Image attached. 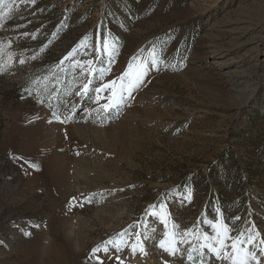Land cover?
I'll return each mask as SVG.
<instances>
[{
	"label": "rangeland",
	"instance_id": "obj_1",
	"mask_svg": "<svg viewBox=\"0 0 264 264\" xmlns=\"http://www.w3.org/2000/svg\"><path fill=\"white\" fill-rule=\"evenodd\" d=\"M129 64L144 82L103 111ZM213 223L264 261V0H4L0 264H230L160 247ZM130 225L146 254L105 253Z\"/></svg>",
	"mask_w": 264,
	"mask_h": 264
},
{
	"label": "snow or ice",
	"instance_id": "obj_2",
	"mask_svg": "<svg viewBox=\"0 0 264 264\" xmlns=\"http://www.w3.org/2000/svg\"><path fill=\"white\" fill-rule=\"evenodd\" d=\"M4 0H0V4H3ZM100 44L104 52H107L108 48L110 47L108 41L106 38L101 36L100 38ZM156 58L153 54V60L152 64H155ZM23 63V61H21ZM86 65L91 66L93 64V60H88L85 62ZM85 64H81V62L77 61V65L81 68V74L85 75L87 74L89 77L95 76L96 69L91 67H85ZM129 71L125 72L121 77L118 78L120 81L119 84L117 83V80H112L109 83H106L103 85V88L105 89H111V95L108 97V102L104 103L100 106V108L103 111H109L114 106L118 105L119 103L124 101L125 93L128 95L129 98H131L132 91L135 88H138L141 86V84L144 82L143 77L147 74V69L144 64L140 65L135 71H132L133 65H128ZM101 75H103V69L100 70ZM128 77H131L130 79H127ZM91 83V80H89L88 83H85L83 87L81 88L80 92L77 93V95L80 94H86L89 89V84ZM97 93H100L102 91L101 88H97L95 90ZM52 116L56 121H59L60 123H64L67 119H70V117H63L59 114L57 111L52 112ZM51 123V120L49 121ZM31 167L38 168L37 165H30ZM187 199H190V194ZM88 202H91L88 200ZM72 205H70L71 207ZM81 206H83L81 204ZM155 208L156 206H152ZM163 208V205L160 206ZM219 211V210H218ZM154 215H160V213H153ZM236 219H239L237 217ZM38 227V225H37ZM133 226L130 225L129 229H125L123 232L117 234L116 239H110L108 241L104 242L103 250L105 253L108 252V245H112V247L115 249L117 253L121 252L125 247H130L133 255L139 250L141 254H146L145 249L142 246L143 241L141 240V233L137 232L135 233V243L129 245L127 238H130L132 233L129 231ZM212 227L214 230H216V235L209 237L207 234H195L191 229L185 230L183 233H177L173 231L171 233L170 238L167 240V246L166 241L161 240L160 241V247L163 248L166 252H168L170 255H176L179 252V248L176 246L179 244H188L190 243L189 237L194 236L195 239L199 240L201 237L203 240H213L215 243H207V244H201L200 248H207L210 251H212L218 259H223L226 261H230V264H249L250 261H255L256 264H264V261L260 259V256L257 255V252L245 247H241V245L247 243L249 245L253 244L255 237L249 235L247 237V240H242L240 236L243 235L241 233L237 236H231L230 235V229L227 227V225H221L220 228H217V225L215 223L212 224ZM173 228H178V225H173ZM153 232H155V229H153ZM25 235H31V233H25ZM166 237L169 235L168 233H165ZM231 240V244H227L226 241ZM261 243L264 244V240H261ZM195 249V246L193 245V248L189 250L188 252V258L194 259L192 256V250ZM100 246L93 249V254L99 252ZM260 255L264 256V248L259 249ZM98 260H100L99 257H97ZM116 260L119 261V264H124L122 260H120L119 256H116ZM100 264H103V260H100Z\"/></svg>",
	"mask_w": 264,
	"mask_h": 264
}]
</instances>
